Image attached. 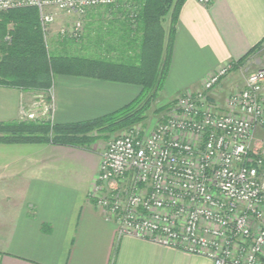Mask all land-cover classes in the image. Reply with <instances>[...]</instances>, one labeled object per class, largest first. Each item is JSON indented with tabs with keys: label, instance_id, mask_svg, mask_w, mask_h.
<instances>
[{
	"label": "built area",
	"instance_id": "1",
	"mask_svg": "<svg viewBox=\"0 0 264 264\" xmlns=\"http://www.w3.org/2000/svg\"><path fill=\"white\" fill-rule=\"evenodd\" d=\"M132 0H0V13L36 8L42 31L49 10L83 17ZM207 7L212 0H192ZM83 23L61 27L79 39ZM226 63L200 89L182 92L149 134L132 129L101 152L90 195L117 237L145 240L211 264H264V67L222 104L211 93L232 71ZM52 88L22 107L20 121L53 125Z\"/></svg>",
	"mask_w": 264,
	"mask_h": 264
},
{
	"label": "crops",
	"instance_id": "2",
	"mask_svg": "<svg viewBox=\"0 0 264 264\" xmlns=\"http://www.w3.org/2000/svg\"><path fill=\"white\" fill-rule=\"evenodd\" d=\"M263 44L264 0H212L207 7L184 0L163 86L166 97L172 103L182 92L200 89L226 63L240 70L239 61ZM261 55L264 61V49L245 64ZM140 92L129 84L56 76L52 124L102 118ZM36 97L0 87V123L20 120L22 107ZM101 152L94 145H0V264H211L145 240L117 237L115 224L90 199Z\"/></svg>",
	"mask_w": 264,
	"mask_h": 264
},
{
	"label": "trees",
	"instance_id": "3",
	"mask_svg": "<svg viewBox=\"0 0 264 264\" xmlns=\"http://www.w3.org/2000/svg\"><path fill=\"white\" fill-rule=\"evenodd\" d=\"M183 2L132 0L98 7L97 13L86 16L85 35L82 21L80 38L58 36L59 42L52 51L47 47L36 8L0 13V87L47 95L56 76H74L141 89L139 96L126 107L85 123L50 125L44 120L0 123V145L89 148L102 139L144 123L163 91L177 16ZM100 34L104 44L96 48L94 43ZM113 37L116 45L109 44ZM87 43L89 56H80L84 51L81 45ZM262 49L264 44L251 49L238 66ZM167 106L157 108L154 114L164 112Z\"/></svg>",
	"mask_w": 264,
	"mask_h": 264
},
{
	"label": "rangeland",
	"instance_id": "4",
	"mask_svg": "<svg viewBox=\"0 0 264 264\" xmlns=\"http://www.w3.org/2000/svg\"><path fill=\"white\" fill-rule=\"evenodd\" d=\"M96 8L95 9H91L89 11H87L85 13V15L83 17H77L75 15H67L65 13H61V12H57L54 10H49V12L54 14V22L49 25L47 27V29H45V31H43L44 34V38L46 40L47 43V47L50 51H52L54 46H57L58 42H59V29L61 27H68L73 25L76 21L80 20V21H84V34L85 35V29H86V16L89 13H97ZM102 37L103 35L100 34L98 35V37H96V41L94 44H96V48L99 47V45L104 44L101 43L102 42ZM115 37H113L112 40H110L109 44H114L116 45L115 42ZM106 44V43H105ZM108 44V43H107ZM89 44H83L81 45V47L84 49V51H82L80 53V56H89L88 52V46ZM262 55L261 56H256L254 59L253 63H248V64H244V66L239 70L235 69L236 71H232V73H230L223 81L222 85L220 86V89L217 92V96L213 98L214 101L218 102L219 104H222L225 100V98L231 94L232 92L238 91L243 87L244 84V80L246 78V76L251 73L254 72L260 68L264 67V61L262 60ZM224 86V88H222ZM172 100H168V97H166V94L164 93V91H162L159 96L158 99L156 100V104L155 106H153L152 112L151 114H149V117L146 119V121L144 123H142L141 125H135L132 126L131 128L125 129L121 132H119L118 134L113 135L112 137L108 138L107 140H100L98 141L94 146L97 148H100L101 150H103L106 146V144L118 137L121 136L122 134H124L125 132H129L130 130H132L133 128L136 130H141L142 132H144V134H149L150 132H152L155 127L157 126L158 123L162 122L163 120H165V118L167 117V112L168 110H165L164 112H160V113H156V115L154 114V111L162 106L168 105L167 107H171V102ZM167 109V108H166Z\"/></svg>",
	"mask_w": 264,
	"mask_h": 264
}]
</instances>
